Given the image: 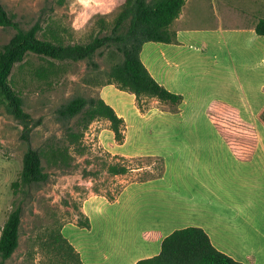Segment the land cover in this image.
<instances>
[{"label": "crops", "instance_id": "1", "mask_svg": "<svg viewBox=\"0 0 264 264\" xmlns=\"http://www.w3.org/2000/svg\"><path fill=\"white\" fill-rule=\"evenodd\" d=\"M199 1L207 4L185 0L170 26L172 43L147 42L139 54L151 77L181 97L176 107L156 99L138 104L115 84L98 90L123 120L122 142L105 120L98 145L112 159H158L162 172L127 182L113 198L84 201L87 227L69 223L61 230L82 264H136L158 256L165 237L189 227L202 229L236 262L264 264V37L254 30L264 0H249L248 12L237 14L230 0H219L220 14L187 12ZM236 1L242 7L245 0ZM215 106L253 129L248 157L215 129L209 116Z\"/></svg>", "mask_w": 264, "mask_h": 264}, {"label": "trees", "instance_id": "2", "mask_svg": "<svg viewBox=\"0 0 264 264\" xmlns=\"http://www.w3.org/2000/svg\"><path fill=\"white\" fill-rule=\"evenodd\" d=\"M54 1L58 6L65 3V0ZM184 4L185 0H123L120 11L109 25L103 18L98 20L100 32L110 27L109 34L96 35L86 43L74 42L71 34L52 19L25 26L0 4V26L14 31L8 43L0 48V106L27 127L29 117L24 111L20 84L25 82L26 73L30 80L50 87L66 71L67 63L85 61L98 70L95 55L102 56L101 51L106 50L112 62L105 74L106 84H115L120 90L133 94L138 104L142 99H156L176 107L181 97L167 91L151 77L139 54L144 43L174 41L170 26L181 14ZM254 30L258 36L264 37V19L257 21ZM30 55L38 57L41 63L30 67L27 60ZM25 65L29 66L26 70ZM220 109L225 111V116L218 115ZM58 114L67 125L64 143H50L38 150L28 147L18 180L12 184L15 189L45 183L49 176L46 169H68L72 152L84 153V133L97 120L108 121L115 141L122 142L123 120L100 98L75 97L60 107ZM209 116L225 143L240 156L248 157L256 144L253 129L241 125L233 112L219 106L213 107ZM129 169L124 164L112 163L107 166V173L125 175ZM20 223L21 208L16 207L8 213L0 229V264H5L18 247ZM79 225L87 227V221ZM41 246L53 264H82L79 254L62 236L59 227L49 230L47 241ZM136 264L241 263L217 251L202 229L189 227L165 237L158 256Z\"/></svg>", "mask_w": 264, "mask_h": 264}, {"label": "rangeland", "instance_id": "3", "mask_svg": "<svg viewBox=\"0 0 264 264\" xmlns=\"http://www.w3.org/2000/svg\"><path fill=\"white\" fill-rule=\"evenodd\" d=\"M122 3L123 0H65L64 5L58 6L54 0H0L6 11L14 14L16 20L25 26L52 19L61 24L76 43H86L96 35L109 34L110 27L100 32L98 20L103 18L109 25ZM206 3H190L187 12L212 15L216 11L219 14L222 12L219 0H215L214 4L206 0ZM230 3L235 14L238 10L248 12L250 7L249 0H245L242 7L236 0H230ZM13 34L12 29L0 26V48L8 43ZM101 52L102 56L97 53L94 58L98 70L85 61L67 63L66 71L50 87L30 80L25 74V82L20 84L24 111L29 117L27 127L0 106V229L8 213L16 207L21 208L18 247L5 264H53L50 255L41 246L47 241L51 228L62 230L69 223H84L81 207L89 197L103 195L110 199L127 182L161 173V161L158 159H112L98 145L97 131L105 126V120H100L93 122L85 131L82 140L84 153L78 155L72 152L68 169H46L49 176L45 183L17 189L12 187L18 180L28 147L38 150L50 143H64L67 125L59 117V108L75 97L98 98V90L107 85L105 74L112 62L108 51ZM27 60L32 68L41 63L33 55ZM29 66L25 65L24 70ZM112 163L124 164L131 170L142 169L138 173L128 172L125 176H111L107 173V166Z\"/></svg>", "mask_w": 264, "mask_h": 264}]
</instances>
